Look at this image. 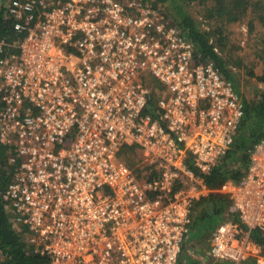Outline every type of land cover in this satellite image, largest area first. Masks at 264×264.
<instances>
[{"label": "built area", "instance_id": "2783aa9c", "mask_svg": "<svg viewBox=\"0 0 264 264\" xmlns=\"http://www.w3.org/2000/svg\"><path fill=\"white\" fill-rule=\"evenodd\" d=\"M3 6L22 36L16 57H0L13 225L48 264H180L193 206L214 192L202 175L245 116L232 83L213 63L197 65L192 42L146 0ZM152 78L165 93L157 118L146 113ZM125 147L142 153L143 181L118 158ZM249 154L243 178L220 190L231 205L209 241L216 261L264 264L250 236L264 233V139Z\"/></svg>", "mask_w": 264, "mask_h": 264}, {"label": "trees", "instance_id": "16d2710c", "mask_svg": "<svg viewBox=\"0 0 264 264\" xmlns=\"http://www.w3.org/2000/svg\"><path fill=\"white\" fill-rule=\"evenodd\" d=\"M157 4L167 3L172 1L176 7L175 23L182 36L191 41L194 46L195 62L197 65L213 63L215 67L223 74V76L232 83L236 92L242 98L245 105V116L240 126L239 136L235 144L221 159L218 164L208 174H203L206 186L214 191L196 201L193 209L196 212L194 224L191 229L190 238H196L205 235L208 230L215 228L226 220L225 215L229 209L231 202L228 196L220 193V190L230 181L239 182L246 173L250 162L249 150L260 140L264 139V33L261 34V48L259 51V60L261 64L262 74L259 76V81L262 83V92L260 91V100L248 102L244 96H241L239 87L234 76V73L229 68L225 54L227 50L224 48V24L242 21L241 17L247 16L251 6V0H188L189 3L198 2L204 7L203 12L196 18L186 11L181 0H156ZM254 6L260 5V14L253 13L254 23L260 21L264 25V3L261 0H255ZM2 1L0 6V42L6 43L4 54L7 58L16 57L19 50L16 45L22 39V36L14 30L15 21L13 18H5V8ZM203 21L221 22L222 27L219 31L211 32L203 28ZM215 22V23H216ZM253 21L249 23V30L252 32L254 25ZM217 35V36H216ZM216 36V40L215 37ZM226 38V37H225ZM231 51L240 50L238 45H233ZM150 86L153 89L154 95L150 101L149 109L146 113L153 117H159L160 110L158 102L165 96L162 85L157 81H151ZM128 157L127 165L136 171L139 163L142 168H147L142 163V158L136 161L132 155L138 157L136 147H125L122 149L121 155ZM12 156L11 147L0 136V257L3 261L1 264H48L49 259L46 256L38 254L33 247L28 245L25 237L26 230L24 228H16L11 222L12 213L7 207V201L4 198V193L8 187L13 174V168L9 166V158ZM129 156L131 158H129ZM139 170V169H137ZM138 177L140 178V172ZM155 173L150 178L154 177ZM144 178V177H143ZM234 220L236 218H233ZM251 239L261 247L264 254V233L253 230L250 233ZM189 264H199L190 260ZM223 262V261H220ZM181 259L180 264H188ZM221 264H232L231 262H223ZM239 264H256V259L251 257L245 262Z\"/></svg>", "mask_w": 264, "mask_h": 264}, {"label": "rangeland", "instance_id": "374dc122", "mask_svg": "<svg viewBox=\"0 0 264 264\" xmlns=\"http://www.w3.org/2000/svg\"><path fill=\"white\" fill-rule=\"evenodd\" d=\"M2 1L0 0V6H2ZM147 2L151 3V5L154 7L155 11L158 13L159 17L163 19V21H168L173 27L176 26L175 19H176V7L172 3V1H168L167 3L161 4L158 3L156 0H146ZM182 4L185 6L186 11L191 14L194 18L198 17L204 10V7L202 5H199L198 2H192L189 3L188 0H181ZM261 2L264 3V0H261ZM256 4L255 0H251V6L249 8V12H247V16L241 17L242 21H236L231 24H227L225 21V24L223 26L225 32L223 37V43L224 48L227 50V53L225 54V58L227 59V62L229 64V68L234 73V76L236 78L239 91L241 92V96H244L248 102H257L260 100V91L262 92V83L259 81V76H261V62L259 60V51L261 48V34L264 33V25L260 21H256L254 23V16L253 13L260 14V5L254 6ZM131 11L129 10V13ZM200 13V14H199ZM134 14V12H133ZM254 23L253 30L250 32L248 26L249 23ZM216 22V21H215ZM209 22L206 24L203 21V28H205L208 31H219V29L222 27L221 22L218 25V22ZM248 25V26H247ZM217 36V35H216ZM216 36L214 37L216 40ZM233 45H238L240 47V50L235 49V51H231V47ZM153 79V78H152ZM153 81L156 82L155 79ZM122 152V150H121ZM121 152L119 153L118 158L122 161H124L126 164L128 160V157L126 154L124 156L121 155ZM142 153L138 152V157L135 155H132L133 160L136 161L142 158ZM126 157V159H125ZM129 158H131L129 156ZM139 169V170H137ZM136 173L140 172V181H143V168L140 166V164H137L136 167ZM196 213V212H195ZM17 228V227H16ZM208 230V232L200 237H197L193 239H189L190 236L186 239V245L183 249V252L180 257L184 261V263L191 262L190 260H193L194 262H198L199 264H221L223 262L216 261L210 257H208V249H209V241L211 238L212 233L214 230L211 231ZM27 238L28 236L25 235ZM3 261L2 257H0V264ZM189 264V263H188Z\"/></svg>", "mask_w": 264, "mask_h": 264}, {"label": "crops", "instance_id": "0c3cea01", "mask_svg": "<svg viewBox=\"0 0 264 264\" xmlns=\"http://www.w3.org/2000/svg\"><path fill=\"white\" fill-rule=\"evenodd\" d=\"M194 218H195V211H194V216H193V220H194ZM210 234H211V231H210ZM213 234V233H212ZM203 236V235H202ZM212 236V235H211ZM200 237V236H199ZM197 238V237H196ZM189 239H191L190 237H189ZM193 239H195V238H193Z\"/></svg>", "mask_w": 264, "mask_h": 264}]
</instances>
